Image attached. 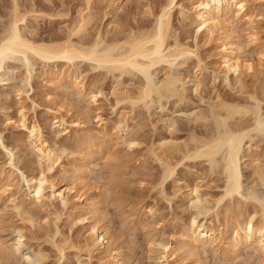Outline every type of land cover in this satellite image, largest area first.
Here are the masks:
<instances>
[{"label": "rangeland", "instance_id": "rangeland-1", "mask_svg": "<svg viewBox=\"0 0 264 264\" xmlns=\"http://www.w3.org/2000/svg\"><path fill=\"white\" fill-rule=\"evenodd\" d=\"M46 1L0 0V35H2L4 27L11 18L16 2L19 4L22 13H25L26 9H30V7V10L32 8L34 11L38 10L37 13L27 14L29 22H20L23 26L27 24L25 26H28L27 30L36 29L38 38L49 39L52 36H57L56 38L59 37V39L63 37L61 40L65 39L67 35L64 36V34H69L68 31L73 27L77 9L84 7L86 0H52L50 1L51 4L46 3ZM114 1L115 5H120L116 9H113L112 2V5L109 4V0H100L99 2L98 0H91V6L99 18L89 30L92 35L90 33L86 36L78 35L79 37L74 35L72 39L75 42L86 44L85 41L89 42V39H95L100 33L106 35L109 30L111 34L108 32L105 38L110 41L112 37L117 35L114 31L115 24L122 25V28L119 26L121 29L118 32L121 34V30H123L121 35H126L133 29L134 32L140 28L142 30L147 29V25L150 27L154 23V16L159 12L164 0ZM195 1L179 0L180 5L178 4L173 8L171 19L173 31L168 41L172 42L176 38L183 44H189L196 54L186 57L187 60L185 59L184 64L178 63V61L171 65L162 62L156 66L157 70H154V76L152 74L155 87L159 88L164 78V72L170 70L183 83L184 98L154 93L153 99L148 100L146 104L139 102L140 104L133 105L131 102H125L117 105L113 94H111L113 84L120 81L119 83L123 84L128 93L134 94L138 91L137 86L140 87L145 81L140 73L135 71L111 73L98 67L94 62L81 59L70 64L61 59L46 61L37 58L33 59L29 71L22 55L18 54L16 57H10L4 61L0 69V246L2 242L3 246L14 243L18 238V230H20L25 235L23 239H26V242H31L34 248L41 247L48 252L46 253L49 259L45 264H58L57 248L48 236V234L52 236L51 232L55 230L54 221H57L60 229L56 236L57 240L66 237L77 242L76 244L84 243L88 237L90 226L88 220L85 219L82 223V220L78 219L82 213L76 215L77 213H73L71 208H65L59 202L49 207H41L36 203L29 204L28 208L32 209L34 216H37L35 217L36 221L38 220L34 228L13 208L12 199L18 190L21 191L20 194L22 195L18 201H28L24 196L28 192L27 179L30 174L39 172V165L35 162L36 158L27 145L26 134L17 125L13 126L7 120L8 116L17 118L19 108L23 107L30 123L34 121L42 123L44 135L50 142L56 141L77 150L76 156L69 155L67 157L64 155L62 161L65 167L63 169L58 166L52 172V180L58 187L70 186L73 182L72 186L77 188V191L79 190L82 199L92 196L95 200L102 201L99 206L104 212L101 214L104 215L100 223L107 226L111 236H117V240L116 238L113 239L116 241L114 245L116 244L115 246H118L120 251L122 250V255L117 264H157L161 255V242L170 243L172 246H179L183 242V234L192 216H194L192 213H194L197 204L207 209L204 214L198 217V222L204 226L216 227L220 237L214 243L215 249L211 247L206 248L207 250L200 248L196 249V252L194 250V254L187 255L189 253L188 248H183L184 250H180L176 254L179 260L182 259L179 264L263 263L262 253L256 249V244L252 241L242 244L237 252L230 251L229 248L233 243L232 238L235 235L237 223L245 224L244 222L252 216H254V223H264V185L258 183L253 189L256 181L253 180L255 177L252 175L256 163L259 162L260 166L261 164L264 166V131L257 130L258 133H256L255 130L256 134L252 132L254 134L252 141H249V138L245 139L238 157L241 167L240 190L231 197L230 195L225 196L223 202L219 203H215L216 199L224 194L227 183L225 151L221 150L222 152L218 154L217 165H214L213 168L210 160L204 156L186 158L187 160L184 159L177 165L173 177H168L165 181L161 180L160 175L163 174V168L160 163L149 158L151 156H149L148 148H151V145L160 138L169 140L172 136L177 143L181 142L180 144L185 140L189 147L194 150L195 144L191 138L196 137V135L198 138L200 136L203 138L204 135L202 134L205 133L212 135L215 132L213 131L215 121L211 115L214 109L210 107L218 101L220 96L222 99L225 98L223 100L241 101L240 104L243 103L242 105H249V107H254V103H258L261 110L259 117L264 116V0H245L247 10L254 16L256 14V18L249 23L243 17L233 20L231 27L230 25L228 27L231 29V33L220 40L215 34L210 36L207 33L197 31V22L190 16L194 15L193 2ZM148 6H151L154 12V15L150 17L144 15ZM182 6L190 18L186 19L180 14L179 9ZM110 9L112 10L110 11ZM114 13L116 17H114ZM32 16H38L37 20L35 21ZM116 18L120 19L116 20ZM113 20L115 21L113 22ZM141 24L143 28L142 26L138 28ZM68 28L69 30H67ZM28 34L30 33L28 32ZM237 37L239 40L236 39V41H240L239 44L242 43L239 55L241 63L244 61L243 65L252 64L253 66L251 65V69H248L242 65V71H239L238 77L230 73L228 79L225 80L220 63V43L227 40L235 41L234 39ZM70 68L84 78L89 89H87L89 95H87L88 91L86 90L83 96L80 94L77 96L78 93L71 84L64 83V81L60 82L58 79L52 80V76L56 75L54 72H64ZM90 89L93 91L100 89L107 96L98 95L97 103H90ZM253 94L257 96L256 99H254L255 95L252 98L249 97ZM195 113L205 115L207 120L195 121ZM52 114L58 118L64 117L63 119L67 122L64 126L68 128L66 133L63 132V126L59 127L54 124ZM82 116L86 119L84 129L77 130L79 126L71 123V121L78 120V118L83 119ZM99 116L105 121L104 123L107 122V128H104L105 124L100 125L102 122L98 121ZM126 117L130 123L128 135L136 133L135 136L138 134V140L141 142L131 148L123 144L120 141L121 138L119 140L115 136L117 131L114 124L118 120L122 119L121 121H123ZM254 117L255 115L252 118L248 117V121L245 119L246 122H242L247 125L251 119H258L261 122L264 120V117L262 120V117L260 119L258 116ZM242 122L241 124H243ZM169 125L174 132H170ZM88 131L96 135L97 139H93L94 142L86 143V146L84 142L77 143V137ZM113 131H115L114 136ZM259 132L261 133L259 134ZM115 139L119 142H116ZM84 148L93 152L90 159L92 162L87 168L86 177H83V180H81L82 178L78 179L74 183L75 175L68 170H71V165L74 162H79L77 158L79 151L85 152L86 149ZM254 148L255 150L259 149L257 150V155L259 152L257 159L251 155L256 152L253 151ZM179 155L177 156L179 157ZM65 168L68 170L66 171ZM193 187L198 188L202 194L201 202L189 198L190 189ZM261 188L263 189L261 190ZM258 189L261 190V193ZM117 199L121 202H118ZM149 207L154 209L153 213H147ZM29 250L31 248L22 246L18 253L13 254L12 259H8L10 263H7L8 260L5 261L3 258L2 264H29L28 260L24 258L25 256H22L28 253V256L30 254L32 257L33 252L31 253ZM67 252L68 259L62 264H77L75 250L70 249ZM82 259L83 264L89 262L90 264H99L101 254L94 253L92 259L89 260L85 252H82ZM167 264H176V262H173L172 257H170Z\"/></svg>", "mask_w": 264, "mask_h": 264}, {"label": "bare ground", "instance_id": "bare-ground-1", "mask_svg": "<svg viewBox=\"0 0 264 264\" xmlns=\"http://www.w3.org/2000/svg\"><path fill=\"white\" fill-rule=\"evenodd\" d=\"M50 1L52 0H47L46 3L47 2L50 3ZM99 1L100 0H98V2ZM109 1H110L109 4H111V2L113 3L114 0L113 1L109 0ZM117 1L118 0H115L114 2H117ZM106 2L108 3V1ZM178 4H179V0H164L163 3H161L159 12L154 16L155 17L154 23L150 27L147 25V29L144 26L145 29L142 30L140 28V26H142L141 24L138 26V28H140L138 31L134 32L133 31L134 29L133 30L130 29L131 30L130 33L126 35H121L123 30H121L120 32L121 34H118V32L122 28L121 27L122 25L120 26L118 24H115L114 31L117 33V35L116 36L113 35L114 37H112L110 41L109 39L105 38L108 32L111 34V32L108 30L106 35H102L100 33L93 40L89 39L87 35L89 42L85 41V43L86 42L87 43L84 44V42L83 43L75 42L72 39V36L74 35L75 36L76 35L86 36V34H89L91 32L89 30H91V28L94 26V24L99 19L97 14L94 12L95 9H93L91 6V0H86L84 7L82 6L79 9H77V12H76L77 16L75 17L76 19L74 20L73 27L71 28V26H69L71 28L70 30L69 28L67 29L69 30L68 31L69 34H64V36L66 35L67 36L63 40H61L63 38L61 36H60L61 39H59V37L56 38L57 36L55 37L52 36V38L50 37L49 39L38 38L36 35L37 33L35 32L37 31L36 29L31 27L34 30H31V31L27 30L28 26L25 27L27 24L23 26L20 22L24 23V21H26L27 23L28 21L27 14L34 13V12L37 13L36 11L38 10L34 11L33 8L32 10H30L31 9L30 7V9H26L27 11L25 13L23 12L24 13L23 14L22 12H20L19 4L15 2L14 8L11 13V18L8 20V23L4 27V31L2 35H0V69L3 66V63L5 60H7L10 57L11 58H13L14 56L16 57V55L18 54L22 55L25 61V65L28 67V71H29V68L33 64V61H34L33 59H37V58L44 59L46 61L53 60V59H56V60L61 59V60H64L66 63H70V64L71 63L74 64L75 61L80 60V59L88 60V61L94 62L98 67L106 69L107 72L114 73L118 71V73L119 72L126 73L129 71H135L137 73H140L144 77L143 80L145 81L142 82V85L140 87L137 86L138 91L134 94L128 93V91L125 90L123 84L119 83L120 81L119 82L114 81L115 84H113L114 87L111 91V94H113L114 99H115V104L117 105H119L120 103H125V102H129V103L131 102L133 105L139 102L146 104L148 100H150L154 96L153 95L154 93L156 94L159 93L158 95H160L161 93V95L164 94L165 96L167 95L168 97L176 96V97L184 98L185 89L183 87V83H181L180 79H178V76L177 77L176 75L174 76L170 72V70H166L164 72V78L162 79L161 81L162 83L159 88L155 87L154 77H152L154 70H157L156 66L161 64L162 62L163 63L165 62L168 65L173 64L175 61H178V63L184 64L186 62L185 61L186 57L188 56L190 57V55L196 54L194 49L189 44L188 45L183 44L176 38L172 42L168 41L173 31L172 26H171L172 11H173V8ZM113 5H114L113 9H116L118 8V6H120V5H115L114 3ZM246 5H247V2L245 0H196L195 2H193L194 15H190V16H192L193 19L197 22L198 32H201V33L203 32L204 34L207 33L210 36L215 34L218 40H220L222 37H224L228 33H231V29H229L228 27L229 25L231 27V25L233 24L231 22L233 20L239 19V17L242 19L243 17V19L245 18L244 20H246V22L249 23V22H252L256 18L255 17L256 14L254 16L253 13H250L247 10ZM109 8H111L110 5H109ZM111 10L112 9H110V11ZM179 10H180V14L184 18L186 19L190 18L189 14L183 9V6ZM41 12L43 11L41 10ZM144 12H145L144 15H149V17L154 15L153 8L151 6H148ZM32 17L35 21L38 18V16H32ZM114 17H116V15ZM117 19H120V18H116V20ZM114 21L115 20H113V22ZM28 32L30 34H28ZM236 39L239 40L237 37L234 39L235 41L227 40L224 43H220V47H221V57H220L221 62L220 63H221V67L224 69V70L222 69V71L224 73L225 80L228 79L227 77L230 73H233L236 75V77H238L239 71L241 70L242 65L245 63L244 61H242L243 63H241L240 61L241 58L239 56L240 50L242 48V43L239 44L240 41L237 42ZM247 65L245 64L243 66H246L248 67V69H251L252 64H247ZM70 69L64 72L62 71L56 72V73L54 72V74L56 75L52 76V80L58 79V81L60 82L64 81V83L67 82L69 83V85L71 84V86H73L76 89V92L78 93L77 96L79 94L83 96L85 94L84 91L88 89L86 83L84 82V78H82V76L80 77V74H77L76 71L72 69L70 70ZM90 94H91L89 98L90 103L91 102L97 103L98 98H99L98 95L107 96V94L100 89L97 91L91 90ZM87 95H89V91ZM254 95L255 94L249 97L252 98ZM221 97L222 96L218 97V101L214 102L215 104L213 103L212 104L213 106L210 107L211 109L212 108L214 109L213 111L210 109V112L212 111L211 115L213 117L212 116L211 117L213 121H215L214 122L215 126L213 130L215 132L212 133V135L211 133L210 134L205 133L206 136L205 134H202L205 136V137L203 136V138H201V136L200 138H198L197 135H196L197 138L196 137L191 138L192 142H194L195 144L194 150H192L189 147L188 142H186L185 140H183L182 144H180L181 142L177 143L174 140L175 138H173L172 136H170L169 140L160 138V140H158L157 142H154L153 145H151L152 146L151 148L147 147L148 153L150 154L149 156H151L149 158H151V160H155L159 162L161 167L163 168L162 169L163 174L160 175L161 180L163 181H165L168 177H171V176L173 177V175L175 174L177 165L181 163L184 159L187 160L189 158L204 156L210 160L212 164V168H213L214 165H217L218 158H219L218 154L222 152L221 150L225 151L226 158H227L226 166H225L226 173H227L226 174L227 183L224 189V194L218 199H216V202L214 201L215 203L221 202L224 199V197L227 195H230L231 197V195H233L237 191L239 192L240 187H241V171H240L241 167L239 165V158H238L239 150L244 144L245 139L249 138V141H252V139L254 138V136H252L254 135L252 134V132L255 133L254 132L255 130L264 131V120L263 122H261L258 119H254V120L251 119L250 123L248 122L247 125L245 123L246 122L245 119L247 120L248 117L252 118V116L254 115H255L254 118H256L257 116L259 117V112L261 110H260V107L258 106L259 105L258 103H254L255 104L254 107H249V105H242L243 103L240 104L241 101L239 102L237 100V102H235L234 100L232 102V100L230 101L228 99H227L228 101L223 100L225 98L222 99ZM256 97L257 96L255 95L254 99H256ZM248 101L245 103L247 104ZM250 106L252 105L250 104ZM17 114H18L17 118L15 119L12 116H8L7 118L8 123H10L13 126L17 125L18 128H20V130H22L26 134L27 145L30 151L34 154L35 156L34 158H36L35 162H37V164L39 165V172L37 174H34V173L30 174L29 178L27 179L28 192L24 196L25 198H27L28 201L26 200H23L20 202L18 201L21 195L20 194L21 191L18 190L12 199L13 204H14L13 208L15 209V211H17V213L20 216H22L27 221H29L33 228L36 227V223H38L37 222L38 220L36 221L35 217L37 216H34L35 214L32 213L33 212L31 211L32 209L28 208L29 204L31 205V203L39 204L41 207H49L52 205H56V202H59L63 207L71 208L73 213H77L76 215L82 213V215H79L80 218L78 219H81L82 223H84L85 219L90 222V226L88 228V237H86L83 244H81V242L79 244H76L77 242H74L71 239H67L66 237L63 239L57 240L56 236L59 234L60 229L58 228L57 221H54V225H56L55 230H52L51 232L52 236H50V234H48V236H49V239L52 240L51 241L53 242L52 244L57 248L58 264H62L63 261L68 259L67 251H69L70 249L75 250V257L77 260V264H83L82 263L83 262L82 252H85V255L88 256L89 260L92 259L94 253L97 252L99 253V255L101 254V261L99 264H117L119 262V257L122 255L121 254L122 250L120 251L118 246L116 247L115 246L116 244L114 245V242L116 241H113V239L116 238L117 240V236L116 235H114L115 237L111 236V234L108 233V228H106L107 226H105V224L103 225L100 223L102 222L103 215H104V214L103 215L101 214L104 212H102L101 207L99 206L102 203V201L95 200L94 198H92V196L82 199L83 197H82V194H80L79 190L77 191V188L72 186L73 182H72V185L70 186L68 185L66 187H58L57 184L52 180V172L56 168H58V166L63 169L65 167V164H63V161H62V158L64 157V155H66L67 157L69 155L76 156V154H78L76 153L77 150H74L73 148L68 147L67 145L59 144V142H56V141L50 142L48 138H46L44 135V128L42 126V123L35 122V121L30 123L28 119L26 118L27 115L25 114L23 107L19 108ZM122 114L124 113L122 112ZM52 116H53V120L55 121L54 124H57V126L59 127L63 126L64 127L63 132L65 131L66 133L68 128L67 126L66 127L64 126L67 123L66 120L63 119L64 117L58 118L55 114H52ZM194 117H195L194 118L195 121H201L202 119L207 120L206 116L200 113L198 114L195 113ZM260 117H262L261 118L262 120L264 116H260ZM126 118H124L123 121H121L122 119L118 120V122L114 124L116 131H117V135L115 134V136L118 137V139L121 138V140L120 139L119 140L123 144L131 148L133 146L139 145L141 142H139L138 140L139 138L137 137L138 134L135 136L134 134L136 133L134 134L132 133L133 136L132 134L128 135V131H129L128 128L130 127L129 125L130 123H129L128 118L127 119ZM83 119L78 118V120L76 119L75 121H71V123L79 126V128L77 127L78 128L77 130H80V129L83 130L85 126V120H86V119L84 120ZM98 121L102 122L100 123V125L105 124L104 128H107L106 127L107 122L104 123L105 121L100 116L98 117ZM242 121H245V122L243 123ZM241 122L245 125L241 124ZM54 124H52V126ZM249 124H252V125H249ZM169 130L170 132H174L171 129V127ZM114 132L115 131H113V136H114ZM256 133H258V131ZM260 133L261 132H259V134ZM101 134L104 136L103 133ZM95 138H96V135L88 131L87 133L83 135H79L76 141L77 143L84 142L86 146V143L94 142L93 139ZM108 142H109V139H108ZM116 142H119V141L116 140ZM79 145L80 147H82L81 144ZM249 147L251 146L249 145ZM257 150H255L254 148L253 151H256V152L252 151L253 154H251V150H250V154L255 159H257L256 157L259 155V152L257 155ZM79 152L80 153L77 157L79 159V162L78 163L74 162L73 164L71 163L72 164V165L70 164L72 167V168L70 167L71 170H68L67 168H65L66 171L68 170V171H71L72 174L74 173L75 175V176L73 175L74 183L76 180L81 179V178H82L81 180H83V177H86V173H87L86 171H88L87 168L90 165V162H92L90 161V159L93 156V152L88 151L87 149L85 152L83 150L82 152L81 151ZM178 154H180L179 157L177 156ZM256 164L257 165H254L255 167H253L254 173L251 172L253 173L252 175H254L253 177H255L253 178V180L256 181L253 186V189H255V186H257L258 183L260 185H264V166H262V164L260 166L259 162ZM263 188H261V190ZM261 190H259L260 193H261ZM189 198L192 200L195 199L196 202H201L200 200L202 198V194L199 192L198 188L193 187L190 189ZM118 202H121V201L118 200ZM153 210L154 209L152 207H149L147 208V213H153ZM205 211H207L205 207L202 208L198 204L196 205L195 211L194 213H192V215L194 216H192V219L188 223L185 229V232L183 234L184 240L179 246H172L170 243H164V242L160 243L161 255L158 258L159 261L157 264H167L170 257H172L173 262H176V264H179V262H182V259L179 260L176 254L180 252V250H184L186 248H188L187 251L189 252L187 255L194 254V250L196 252V249L198 250L200 248L206 249V248L211 247L215 249L214 243H216L217 239L220 237L218 233V229L212 226H204V224L199 223L197 220L201 214L205 213ZM253 220H254V216H252L249 220L244 222L245 224L241 222L237 223V227L234 231L235 235L232 238L233 243L231 242L232 246H230L229 250L233 252H237L238 248L242 244L252 241V243L256 244V247H257L256 249H258L260 253H262L261 254L263 256L262 264H264V223L256 224L253 222ZM24 237L25 235L20 230H18V238H16L17 240L14 243H12L9 246H3V242H2L0 246V264H2L3 258L5 261H7L8 259H12V256H14L16 252L18 253V251H20L22 246L31 248L29 252L31 253L33 252L32 254L33 258L30 256V254L28 256V253L22 255V256H25L24 258L28 260L29 264H45V262L49 259V256L47 254L48 252L41 247L34 248L31 242L29 241L26 242L25 241L26 239L25 240L23 239ZM32 239L34 240L35 238H32ZM119 247L121 249V246ZM9 261L10 260H8L7 263H10ZM196 261H199V260H196ZM87 264H90V262Z\"/></svg>", "mask_w": 264, "mask_h": 264}]
</instances>
